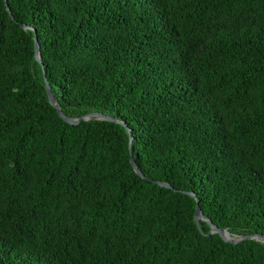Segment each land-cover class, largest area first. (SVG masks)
Wrapping results in <instances>:
<instances>
[{"label": "trees", "instance_id": "1", "mask_svg": "<svg viewBox=\"0 0 264 264\" xmlns=\"http://www.w3.org/2000/svg\"><path fill=\"white\" fill-rule=\"evenodd\" d=\"M7 3L0 264H264V0Z\"/></svg>", "mask_w": 264, "mask_h": 264}, {"label": "water", "instance_id": "2", "mask_svg": "<svg viewBox=\"0 0 264 264\" xmlns=\"http://www.w3.org/2000/svg\"><path fill=\"white\" fill-rule=\"evenodd\" d=\"M6 6H7V11L10 14V16H12V13L10 11V8L8 6L7 0H5ZM22 28L25 30H30L33 31L35 33V57L37 59V61L39 62V64L42 66V68L44 69V64L42 61V55H41V50H40V46H39V42L37 39V32L35 29H33L32 27L26 26V25H22ZM44 78H45V83H46V90H47V94L49 97V101L50 104L57 110L59 116L65 120V122H67L68 124L71 125H80L82 122H90V121H108V122H114L117 124L122 125L123 127H125L127 129V131L130 134V145H129V149H130V154H131V164L132 167L135 171V173L140 176L143 179H146V177L144 176V174L140 171V169L137 167L136 162L133 158L132 155V148H133V141H134V136L131 132V129L128 127V125L117 119L116 117H113L111 115L108 114H104L101 112H91L88 113L80 118H70L67 117L64 112L62 111L61 107L59 106V103L57 101V99L55 98L50 83L47 79V75L46 72L44 70ZM155 184L163 187V188H168V189H172V187L169 184H166L164 182H158V181H154ZM185 194L193 197L196 199L197 201V208H196V213H195V222L198 226V228H200V221L206 222L209 226H210V232H209V236L213 235V234H218L221 236V238L228 243H232V244H239L242 243L244 241H256V242H260L262 244H264V235L261 234H254V235H248V236H240V235H233L231 234L228 230L226 229H221L218 226H216L215 224L212 223V221L210 219H208L203 211L201 210L200 207V200L197 198L195 193L192 192H184Z\"/></svg>", "mask_w": 264, "mask_h": 264}]
</instances>
